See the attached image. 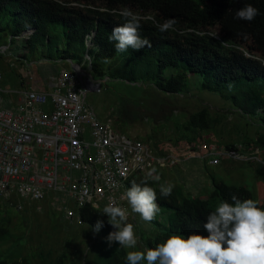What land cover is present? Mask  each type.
Returning a JSON list of instances; mask_svg holds the SVG:
<instances>
[{
    "label": "trees",
    "instance_id": "obj_1",
    "mask_svg": "<svg viewBox=\"0 0 264 264\" xmlns=\"http://www.w3.org/2000/svg\"><path fill=\"white\" fill-rule=\"evenodd\" d=\"M249 3L258 9L254 20L236 19V12ZM125 8L142 17L139 32L151 47L116 51V42L109 37L116 26L125 23L119 14ZM167 19L176 20L174 30L161 33L156 24ZM3 38L10 39L11 45L22 39L32 51L54 52L56 59L67 65H81L88 56L97 79L110 76L149 82L166 96H185L190 81L199 77L201 89L230 102V111L213 115L204 107L181 124L186 131L177 126L174 132L194 142L201 140V132L213 133L226 125L230 114L241 115L246 120L254 118L259 130H253L251 140L236 145L226 143L221 151L240 152L249 147L264 151V0H0V40ZM169 68L175 72L166 76ZM133 181L153 187L159 207L168 214L164 228L162 220L154 223L162 228L154 237L141 236L149 248L165 243L174 234L185 238L192 234L208 236L203 226L207 216L220 201L232 203L233 194L242 201L254 200L264 210V203L250 190L223 181L213 180V190L207 197L173 189L167 198L160 194L161 184L152 175L134 177L129 188ZM33 207L38 212L37 206ZM79 218L82 225L71 226L83 227L88 240L80 244L75 234L58 251L40 246L24 255L31 240L28 231L25 228L27 233L15 237L11 217L5 212L0 220V264H127L128 249L117 242L109 247L106 238L116 229L103 211L87 206L80 210ZM98 220L103 221V227L96 233Z\"/></svg>",
    "mask_w": 264,
    "mask_h": 264
},
{
    "label": "rangeland",
    "instance_id": "obj_2",
    "mask_svg": "<svg viewBox=\"0 0 264 264\" xmlns=\"http://www.w3.org/2000/svg\"><path fill=\"white\" fill-rule=\"evenodd\" d=\"M4 48H6L5 51H3ZM56 55L54 52L50 53L42 49L32 51L22 39L16 40L13 45L10 39H1L0 74L3 79L0 81V99L4 107L10 108L11 101H15L18 97L16 93L23 89L16 70L11 67L12 62L20 66L22 61H28L34 64L39 78L47 79L53 71L51 65L56 62ZM43 60L50 64L46 65L48 62H42ZM89 61L88 56L83 59L82 70L91 74L95 83L102 84L101 92H89L86 98L87 104L93 108L98 119L103 123H110L115 132L144 142L157 154H171L182 160L172 168L156 167L146 175H152L161 185L172 184L173 189H183L186 195L197 197L210 195L213 190V180L223 181L229 185L247 188L260 203H264V178L262 177L264 151L251 150L250 147L243 148L240 152L236 151L246 155L247 160L228 158L227 154L230 155L235 150L221 151L226 143L236 145L251 140L253 130H259L254 118L246 120L241 115L230 114V120L226 125L216 128L213 133L201 132V140L188 142L187 139H182L181 134L180 138L174 132L177 126L183 132L186 131L181 124L188 120L191 113L204 107L209 108L213 115L226 114L230 111V102L219 95L202 90L199 77L194 76L193 81H190L185 90L189 93L185 96H166L163 92L156 91L153 83L149 82H133L110 76L97 79L92 73ZM174 72L175 69L169 68L166 76ZM222 128L224 129L221 130ZM150 136L153 138L151 139ZM216 160L217 164H215ZM37 207L42 210L36 212L35 207L27 206V211L19 213L9 204H0V220L5 212L11 217V227L15 237L22 236L21 232H24L25 228L28 231V233L25 232L31 240L25 248L24 255H29L30 251L35 252L40 249V246L53 247L58 251L75 234L78 235L80 244L88 240L82 233L83 227L72 228L59 209L51 207L47 202ZM165 211L160 208L156 219L152 222H145L138 214L132 212L133 218H129L127 223L133 224L138 245L136 249H128V251L146 252L149 249L141 236L144 239L154 237L164 228L168 215L164 214ZM54 214L57 215L54 216ZM157 219L163 221L162 228L154 226ZM142 264H147V261H143Z\"/></svg>",
    "mask_w": 264,
    "mask_h": 264
},
{
    "label": "built area",
    "instance_id": "obj_3",
    "mask_svg": "<svg viewBox=\"0 0 264 264\" xmlns=\"http://www.w3.org/2000/svg\"><path fill=\"white\" fill-rule=\"evenodd\" d=\"M80 67L61 68L50 92L17 93L23 101L14 108L0 101V204L23 212L47 202L70 225L79 226L80 210L91 206L103 211L114 201L127 209L129 220L133 214L125 194L132 179L182 160L157 154L101 122L86 98L89 92H101L102 84L84 76ZM242 154L227 156L244 160Z\"/></svg>",
    "mask_w": 264,
    "mask_h": 264
},
{
    "label": "clouds",
    "instance_id": "obj_4",
    "mask_svg": "<svg viewBox=\"0 0 264 264\" xmlns=\"http://www.w3.org/2000/svg\"><path fill=\"white\" fill-rule=\"evenodd\" d=\"M231 2V0H230ZM119 14L125 23L116 26L110 41H115L117 52H124L128 48L140 50L151 47L147 38H142L139 32L141 16L130 9H122ZM258 15V9L250 3L236 12V19L251 22ZM143 19H153L143 17ZM155 23V21L153 20ZM175 19H167L163 24H156L161 33L174 30ZM173 185L160 186V194L167 198L171 196ZM125 198L131 212L138 214L145 222H152L160 211L157 203V193L153 187L141 186L135 181L127 190ZM232 203L220 201L215 209L207 216V223L203 226L208 236L192 234L185 238L174 234L165 243L145 251L132 250L126 254L127 264H264V210L257 206L252 199L241 200L237 195L231 196ZM108 223L113 226L106 238L111 247L117 242L125 249H136L138 237L134 226L127 223V209L114 201L103 208ZM103 227V221L98 220L94 231L98 233Z\"/></svg>",
    "mask_w": 264,
    "mask_h": 264
},
{
    "label": "crops",
    "instance_id": "obj_5",
    "mask_svg": "<svg viewBox=\"0 0 264 264\" xmlns=\"http://www.w3.org/2000/svg\"><path fill=\"white\" fill-rule=\"evenodd\" d=\"M5 49L6 48H4L3 51H5ZM55 60L56 62H53L51 65L53 71L51 72V76L47 78L48 80L38 77L39 74L38 75L36 74V68H34V64L29 63L28 61H22L20 66H17V64L14 63L15 67H12V66L11 67L13 70H16V74L18 75L19 81L23 87V89L18 92L21 93V92L30 91V90H35L38 92H50L54 86L55 78L57 77V74L60 71V68H67L69 70H72V63L69 62L70 64L67 65L63 63L61 60H58V59H55ZM44 61L46 60H43L42 62ZM49 64H50L49 62L46 63V65H49ZM17 95H18L17 99L15 101L14 100L11 101L10 108H14L20 103H22L23 98L21 94H17ZM0 101L2 102V99H0Z\"/></svg>",
    "mask_w": 264,
    "mask_h": 264
},
{
    "label": "water",
    "instance_id": "obj_6",
    "mask_svg": "<svg viewBox=\"0 0 264 264\" xmlns=\"http://www.w3.org/2000/svg\"><path fill=\"white\" fill-rule=\"evenodd\" d=\"M28 33H31V32H28ZM28 33H25V34H28ZM24 34V35H25ZM80 65L79 64H72V69L74 70V71H79L80 70ZM83 71V70H82ZM83 73V75L84 76H91V74H89V73H86V72H82Z\"/></svg>",
    "mask_w": 264,
    "mask_h": 264
}]
</instances>
